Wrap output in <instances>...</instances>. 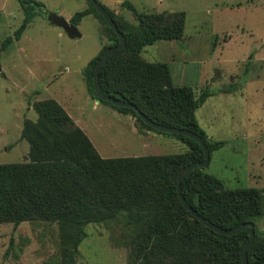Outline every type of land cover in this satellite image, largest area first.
<instances>
[{
  "label": "trees",
  "instance_id": "16d2710c",
  "mask_svg": "<svg viewBox=\"0 0 264 264\" xmlns=\"http://www.w3.org/2000/svg\"><path fill=\"white\" fill-rule=\"evenodd\" d=\"M16 1L22 9V22L0 43V54L19 41L44 8L34 0ZM85 1L87 8L69 21L78 26L83 18L95 17L109 41L82 70L88 94L132 116L145 129L161 133L145 125L135 111L97 99L92 86L94 66L119 39L90 1ZM112 1H120V6L134 16V22L99 3L126 42L125 48L102 67L101 92L135 105L157 124L199 135L209 153L223 147L224 142L208 138L195 118L196 110L215 93L208 87L198 92L188 86L175 87L165 64L149 63L141 57L142 50L157 41L181 39L185 14L137 13L128 0ZM219 92L230 91L222 88ZM32 108L36 120L25 119L21 129V139L29 146L27 161L0 165V225L56 224L61 264H74L87 225L114 222L124 226L125 235L115 246L128 250L126 264H242L250 229L245 227L232 236L219 235L192 217L178 199L179 171L204 159L197 142L171 134L187 147L186 152L105 159L55 100L35 102ZM180 187L193 210L214 225L230 230L254 224L247 260L249 264L264 261V235L256 228L262 213V190L225 189L221 181L202 169L188 173Z\"/></svg>",
  "mask_w": 264,
  "mask_h": 264
},
{
  "label": "rangeland",
  "instance_id": "374dc122",
  "mask_svg": "<svg viewBox=\"0 0 264 264\" xmlns=\"http://www.w3.org/2000/svg\"><path fill=\"white\" fill-rule=\"evenodd\" d=\"M65 20L84 8L83 0H34ZM112 11L110 0H99ZM112 3V4H110ZM137 13L184 12L182 40L213 35L221 54V88L230 93L211 98L196 112L200 128L224 146L212 151L202 172L225 189L262 190V213L256 228L264 235V0H131ZM127 21L134 16L123 11ZM131 15V16H130ZM16 0H0V43L20 26ZM80 38L70 39L40 13L19 41L0 54V165L27 161L29 146L21 139L25 119L35 121L34 102L53 99L83 130L102 158L180 154L187 147L171 134L142 127L130 115L86 99L82 70L102 47L109 45L95 17L79 23ZM216 54V55H217ZM156 54L145 56L157 60ZM199 67V66H198ZM211 66L209 65L208 68ZM74 264H126L128 250L115 246L122 224H89L84 229ZM56 224L0 225V264H61Z\"/></svg>",
  "mask_w": 264,
  "mask_h": 264
},
{
  "label": "crops",
  "instance_id": "0c3cea01",
  "mask_svg": "<svg viewBox=\"0 0 264 264\" xmlns=\"http://www.w3.org/2000/svg\"><path fill=\"white\" fill-rule=\"evenodd\" d=\"M128 1L131 3V0H128ZM152 1L157 2L160 5H163L165 2V0H152ZM249 1H252V0H249ZM83 2H84V8H83L84 10L87 8V2L85 0H83ZM112 2L113 4L110 3L112 4L111 6L115 4V6L121 7L120 1H112ZM108 8L110 10H113L111 7H108ZM123 11H127V10L124 9V10H121L120 12L118 11H114V12L116 14H120L124 16ZM128 13L131 14L130 12ZM161 13H167V12L163 10V12ZM71 17L72 16L67 18V21H69ZM87 17H92V16H87ZM124 17L127 19L126 16ZM185 20H186V15H185ZM77 27H79V25ZM194 36L196 37H194V39L192 40L191 39L182 40L181 38L179 40L157 41L156 43L152 45L146 46L141 52V57L146 62H149V63L159 62V63L165 64L169 70L172 84L175 87L188 86V87L193 88L196 92L200 91L201 89L205 87H208L209 90L213 91L215 94L207 98L205 102L196 110L197 112L207 103L209 99L222 96V95H227L230 92L229 93L219 92V90L222 89L221 88V85H222L221 84V73H222V64H224L225 60L221 59L220 53L217 54L215 52L217 40L215 39L213 40V35L202 37L200 34L198 35L197 31H196V34H194ZM154 54H156L157 60L149 61L145 59L146 55L147 56L149 55L150 57H152ZM209 65L211 66L210 68H208ZM85 97L86 99H90V101L93 102V107H97L96 105L101 104L91 99V97L88 96L87 93L85 94ZM56 102L58 103V101ZM32 105L29 107V109L33 110ZM123 116H127V115H123ZM196 121L199 124L197 118H196ZM73 122L77 125V122L75 120H73Z\"/></svg>",
  "mask_w": 264,
  "mask_h": 264
},
{
  "label": "water",
  "instance_id": "95a60500",
  "mask_svg": "<svg viewBox=\"0 0 264 264\" xmlns=\"http://www.w3.org/2000/svg\"><path fill=\"white\" fill-rule=\"evenodd\" d=\"M89 1L92 4V6L94 7V9L96 10V12H98L101 15V17L106 22L108 27L117 35V37L119 39L118 44L114 47L109 48L99 58V60L96 62L95 66H94L93 75H92V86H93V90H94V93H95L97 99L100 101H105V102H107V103H109L115 107L127 108V109H131V110L135 111V113L142 120V122L153 130H156L158 132L165 133V134L180 135V136L188 137V138L194 140L195 142H197L199 144V146L201 147V149L203 151L204 159L201 162H195V163H192L190 165H187L179 171L178 177H177V185H176V192H177L178 199L182 203L183 207L189 212V214L192 217H194L204 227L214 231L215 233H217L219 235L232 236V235L237 234L239 231H241L245 227H248L250 229V231H249V242L247 243V245L244 247V249L242 251L241 261H242V264H249L248 260H247L246 253H247L248 248L250 247V245L252 244V242L254 240V224L245 223V224H242V225H240L234 229H230V230L222 229V228L214 225L213 223H211L207 219L203 218L199 214H197L196 211L193 210V208L185 201V199L182 195L180 184H181V181L183 180V178L194 169H204L205 167H207V165L209 163L210 153H209L207 146L203 142L202 138L199 135L192 133L190 131H187V130L165 127L163 125L157 124V123L151 121L150 119H148L142 112H140L137 109V107L135 105L127 103V102L119 100V99H116V98H113V97H110V96H107V95H104L101 92L100 86H99V73H100L102 67L105 65V63L108 61V59L112 55H114L118 51H121L125 48L126 42H125L123 35L121 34V32L118 30L116 24L114 23L113 19L109 16V14L106 12V10L98 3V1H96V0H89ZM40 13H42L45 16L48 23H50L51 25H54L58 28H61L64 31V33L67 35V37H69L70 39L80 38V33L78 31L77 26L73 25L70 21L65 20L63 17L59 16L57 13L47 11L44 8L40 9ZM253 264H264V261L253 263Z\"/></svg>",
  "mask_w": 264,
  "mask_h": 264
}]
</instances>
